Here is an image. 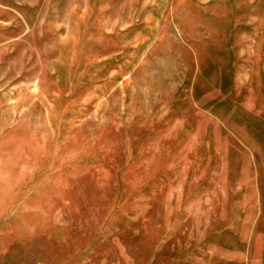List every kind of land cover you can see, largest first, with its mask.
Wrapping results in <instances>:
<instances>
[{"label": "rangeland", "instance_id": "obj_1", "mask_svg": "<svg viewBox=\"0 0 264 264\" xmlns=\"http://www.w3.org/2000/svg\"><path fill=\"white\" fill-rule=\"evenodd\" d=\"M0 264H264V0H0Z\"/></svg>", "mask_w": 264, "mask_h": 264}]
</instances>
